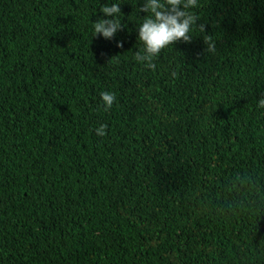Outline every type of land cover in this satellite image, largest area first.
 Instances as JSON below:
<instances>
[{"label": "trees", "instance_id": "16d2710c", "mask_svg": "<svg viewBox=\"0 0 264 264\" xmlns=\"http://www.w3.org/2000/svg\"><path fill=\"white\" fill-rule=\"evenodd\" d=\"M139 3L0 0V264H264V0H199L154 68Z\"/></svg>", "mask_w": 264, "mask_h": 264}, {"label": "clouds", "instance_id": "9594fccd", "mask_svg": "<svg viewBox=\"0 0 264 264\" xmlns=\"http://www.w3.org/2000/svg\"><path fill=\"white\" fill-rule=\"evenodd\" d=\"M199 0H140L138 12L144 13L142 22L137 27V38L142 43V50L136 52L138 62H146V66L154 68L152 60L160 52L176 42H188L196 17L193 10L198 7ZM105 18L94 23V36L112 40L123 30L121 23V2L105 3L100 7ZM122 47L123 42L117 41ZM211 48V46H210ZM116 97L104 91L100 100L105 111L113 106ZM264 105V101L261 102ZM99 136L105 135V125L95 129Z\"/></svg>", "mask_w": 264, "mask_h": 264}]
</instances>
